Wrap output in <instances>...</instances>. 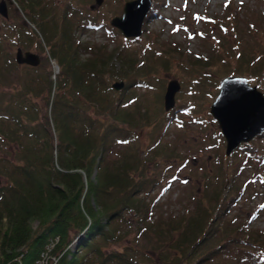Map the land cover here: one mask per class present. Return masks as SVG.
<instances>
[{"label": "rangeland", "instance_id": "rangeland-1", "mask_svg": "<svg viewBox=\"0 0 264 264\" xmlns=\"http://www.w3.org/2000/svg\"><path fill=\"white\" fill-rule=\"evenodd\" d=\"M4 1L9 18L0 14V132L4 129L6 133H0V187L7 185L4 165L9 161L23 164L24 148L33 142L23 137L24 130L35 128L45 134L48 120L53 123L48 105L50 74L54 75L52 95L56 97L62 94L58 89L64 71L52 57L53 42L47 36L52 37V17L60 22L68 10L77 37L89 46L82 49L84 60L101 49L114 55L116 72L132 69L130 61H135L131 73L139 81L123 97L122 121L109 119L107 123L130 133L129 140L118 142L114 160L133 150L146 161L148 180L157 181L145 196L147 203L154 205L151 222L168 225L181 222L197 208L211 210L216 206V192H223L228 199L240 194L226 220L233 227L245 225L250 233L259 235L264 246V137L242 144L227 156L226 141L224 145L220 142L224 137L210 114L220 82L226 77H246L250 86L264 94V0H165L162 5L153 0L159 14H150L139 39H127L112 26L115 18L124 16L126 4L135 0H104L100 6L97 0H44L41 6L47 16L43 18L25 10L20 0H0V6ZM161 46L177 47L184 56L173 57L168 68L158 63L161 57H168ZM20 49L39 55L42 64L38 68L20 66ZM174 80L181 83L182 90L177 107L168 112L165 97ZM122 82L121 78L111 80L114 100H119L126 87L116 91L113 86ZM73 92L71 88L67 94ZM76 93L84 110L99 118V107ZM23 98L34 110L26 108ZM32 114L38 117L33 123L29 119ZM7 115L18 117L21 124ZM16 130L18 140L8 146L9 141L2 138H12L9 134ZM126 215L117 225L121 242H113L109 252L136 250L133 252L142 264H165L160 256L175 255L173 243L154 228L145 226L142 233L135 215ZM182 231L174 242L181 239ZM78 246L76 242L72 249Z\"/></svg>", "mask_w": 264, "mask_h": 264}, {"label": "trees", "instance_id": "trees-1", "mask_svg": "<svg viewBox=\"0 0 264 264\" xmlns=\"http://www.w3.org/2000/svg\"><path fill=\"white\" fill-rule=\"evenodd\" d=\"M20 1L35 16H47L41 6L44 0ZM68 14L67 10L61 23L52 17V37L46 35L53 42L52 57L64 71L58 89L62 94L56 97L52 95L54 75L50 74L48 105L53 123L48 120L45 134L35 128L24 130L23 137L33 141L24 148L20 159L24 163L9 161L4 165L7 185L0 187V264H142L136 250H108L113 242H121L117 225L127 219L126 214L135 215L142 233L145 226L154 228L173 243L175 255L160 256L165 264H264L259 235L250 233L245 225L233 227L226 220L240 194L228 199L223 192H216V206L211 210L197 208L181 222L168 225L151 222L154 205L147 203L145 196L157 181L148 180L146 161L133 150L114 160L118 142L129 140L130 133L118 124L107 123L109 119L122 121L123 97L139 81L131 73L135 61H130L132 69L116 72L114 55L101 49L84 60L82 49L89 46L80 42ZM152 14H159L157 7ZM161 48L168 57H161L158 63L168 68L173 57L183 55L174 46ZM183 69L188 75L186 66ZM116 78L127 85L119 100L113 99L111 85ZM71 88L74 92L67 94ZM76 91L87 103L99 107V118L84 110ZM22 100L26 108L33 109L30 101ZM7 117L21 124L18 117ZM37 118L32 114L29 119L33 123ZM0 133L6 134L4 129ZM9 135L12 138H2L9 141L8 146L18 140V131ZM220 142L224 145V138ZM179 230H183L182 237L174 242ZM76 242L79 246L73 250Z\"/></svg>", "mask_w": 264, "mask_h": 264}, {"label": "water", "instance_id": "water-1", "mask_svg": "<svg viewBox=\"0 0 264 264\" xmlns=\"http://www.w3.org/2000/svg\"><path fill=\"white\" fill-rule=\"evenodd\" d=\"M102 5L104 0H97ZM153 0H135L126 4L125 14L113 20L112 26L120 30L127 39L142 38L145 22L153 10ZM96 9V6L93 7ZM0 14L9 18L8 4L3 2ZM17 62L37 68L42 64L39 55L32 52L18 51ZM126 83L114 84L116 91H121ZM1 88V83H0ZM182 90L179 81L169 84L165 97L168 112L177 107V95ZM219 95L211 106L210 114L218 123L226 140V155L230 156L242 144H248L264 134V94L257 87H252L246 77L229 76L220 82ZM0 181V185H1Z\"/></svg>", "mask_w": 264, "mask_h": 264}, {"label": "snow or ice", "instance_id": "snow-or-ice-1", "mask_svg": "<svg viewBox=\"0 0 264 264\" xmlns=\"http://www.w3.org/2000/svg\"><path fill=\"white\" fill-rule=\"evenodd\" d=\"M241 2H242V0H241Z\"/></svg>", "mask_w": 264, "mask_h": 264}]
</instances>
